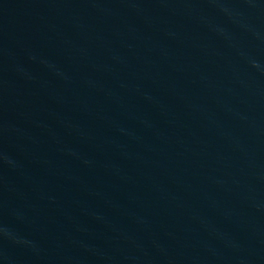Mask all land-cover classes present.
Returning <instances> with one entry per match:
<instances>
[{"label": "water", "instance_id": "1", "mask_svg": "<svg viewBox=\"0 0 264 264\" xmlns=\"http://www.w3.org/2000/svg\"><path fill=\"white\" fill-rule=\"evenodd\" d=\"M0 264H264V0H0Z\"/></svg>", "mask_w": 264, "mask_h": 264}]
</instances>
